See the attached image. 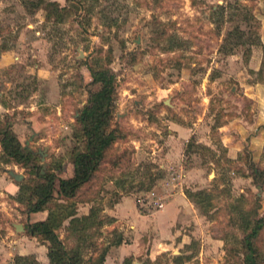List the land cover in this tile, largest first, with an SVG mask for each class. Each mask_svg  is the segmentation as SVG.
I'll return each mask as SVG.
<instances>
[{
    "label": "rangeland",
    "instance_id": "rangeland-1",
    "mask_svg": "<svg viewBox=\"0 0 264 264\" xmlns=\"http://www.w3.org/2000/svg\"><path fill=\"white\" fill-rule=\"evenodd\" d=\"M89 67L116 77L119 137L68 198ZM0 125L65 182L52 209L88 215L56 230L86 259L245 264L243 220L264 218V0H0ZM255 244L264 262V228Z\"/></svg>",
    "mask_w": 264,
    "mask_h": 264
},
{
    "label": "trees",
    "instance_id": "trees-1",
    "mask_svg": "<svg viewBox=\"0 0 264 264\" xmlns=\"http://www.w3.org/2000/svg\"><path fill=\"white\" fill-rule=\"evenodd\" d=\"M89 71L92 78L91 84L97 87L95 90L88 91L87 103L82 107L77 117L78 127L74 137L81 144L79 143L73 149L71 161L73 176L67 182L68 198L74 197L77 190L93 177L103 161L106 151L119 137L117 131L110 128L116 108V77L108 67L98 69L89 67ZM0 145L2 147L1 163L14 162L27 168L30 174L29 177L25 175L20 183V188L33 196V200L26 203L25 212L40 210L48 212L46 219L41 221L37 227L27 226V228L30 234L37 235L41 240L48 242L47 256L50 264H103L107 249H103L95 257L86 259L79 245L69 248L57 234L56 230L62 216L63 219H69V225L72 228H75L76 224L87 221L89 217L88 215L76 216L75 209L64 211L62 207H65V204L63 203H59V211L52 209L50 204L55 202L54 200L59 196L58 185L61 184L56 174L52 172L42 174L39 167L29 165L36 156L31 150L21 145L10 125H0ZM255 171L261 173L259 169H255ZM255 213L256 211L251 216L246 214L243 220L246 224V232L243 237L245 264L264 263L260 260L259 250L255 244L260 231L264 228V218ZM102 223H104L102 219H98L96 226H100ZM15 258L17 264H37L33 256L16 255Z\"/></svg>",
    "mask_w": 264,
    "mask_h": 264
},
{
    "label": "crops",
    "instance_id": "crops-1",
    "mask_svg": "<svg viewBox=\"0 0 264 264\" xmlns=\"http://www.w3.org/2000/svg\"><path fill=\"white\" fill-rule=\"evenodd\" d=\"M181 132L183 131L181 130ZM1 150L2 147L0 145V153ZM3 166L4 165L2 164L0 165V211L2 212L0 218V230H7V234L4 238H1V242L5 243V238L8 239L11 236L12 237L10 241V249L3 245L0 247L6 252L9 250V254H13L14 256H33L37 264H50L47 256L48 242L41 240L37 235L30 234L27 228V226L37 227L41 221L46 219L48 212L47 210L33 211L29 213L24 211L25 206L23 207V204L16 200V196L21 191L20 183L25 178V175L23 172L17 170L18 173L23 174V179L20 182H17L3 170L7 169V167ZM14 167L15 166L10 170L16 172V168ZM65 182L67 183L68 181ZM65 182H61V184H63L61 192L64 193H66L68 189L65 190ZM168 205H170V203ZM33 221H36L37 224L34 225ZM16 223L22 224L24 230L16 232L14 228V224ZM127 247L128 245L120 246L117 252H124L125 254ZM109 254V252L106 253L103 264H109Z\"/></svg>",
    "mask_w": 264,
    "mask_h": 264
},
{
    "label": "water",
    "instance_id": "water-1",
    "mask_svg": "<svg viewBox=\"0 0 264 264\" xmlns=\"http://www.w3.org/2000/svg\"><path fill=\"white\" fill-rule=\"evenodd\" d=\"M43 159L44 158H42V160ZM3 170L17 182H20L23 179V174L21 173L14 172L13 170H10V169H3ZM14 228L16 232L24 230L22 224H19V223L14 224Z\"/></svg>",
    "mask_w": 264,
    "mask_h": 264
}]
</instances>
